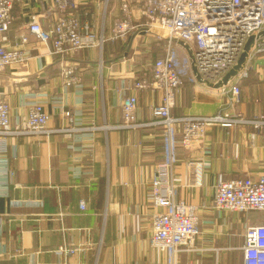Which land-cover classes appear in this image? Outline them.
Listing matches in <instances>:
<instances>
[{
  "label": "crops",
  "instance_id": "obj_1",
  "mask_svg": "<svg viewBox=\"0 0 264 264\" xmlns=\"http://www.w3.org/2000/svg\"><path fill=\"white\" fill-rule=\"evenodd\" d=\"M75 3V13L106 42L65 58L80 78L79 88L68 90L60 86L58 60L26 31L31 15L46 13L41 24L49 28L58 16L52 0H23L11 12L6 46L29 57L0 72V93L12 123L26 120L29 107L42 102L51 133L7 140L6 156L0 158V264H243L245 230L264 224V213L216 211L214 187L218 181L264 174V128L252 123L213 127L201 149L178 144L175 201L196 208L200 234L196 251L178 253L172 263L169 252L149 245L150 182L165 155L161 129L112 128L121 124V102L131 95L137 98V122L152 119L160 93L132 86L151 79L165 41L145 28L141 0L127 4L128 20L138 29L116 39H111L115 24L125 18L122 0ZM22 35L28 37L26 45H20ZM176 53L190 59L179 45ZM260 66L240 84L235 111L248 120L264 113V62ZM231 87L213 89L186 78L171 115L208 117L228 110ZM60 246L76 251L58 255Z\"/></svg>",
  "mask_w": 264,
  "mask_h": 264
},
{
  "label": "built area",
  "instance_id": "obj_2",
  "mask_svg": "<svg viewBox=\"0 0 264 264\" xmlns=\"http://www.w3.org/2000/svg\"><path fill=\"white\" fill-rule=\"evenodd\" d=\"M23 0H0V72L6 68L24 64L29 53L22 49L6 46V33L13 22L12 9ZM124 2L125 18L115 24L111 39L122 38L138 29L128 20L127 4ZM58 16L44 29L43 15H31L26 26L28 36L40 45L48 47L49 53L58 61L60 86L68 90L79 88L80 78L74 66L66 65L65 58L74 52L101 48L106 42L86 20L75 13V0H52ZM145 28L155 29L157 37L165 41V50L151 69L150 80L135 81L134 91L151 89L160 93L159 103L151 109V120L138 123L136 120L137 98L124 97L121 102L122 122L112 128L140 129L158 127L161 129L165 147L164 160L154 167L150 182L149 199L153 212L149 245L160 252H169L173 263L178 253L195 252L196 240L200 234L199 217L196 208L184 202L175 201L173 171L176 147L201 149L209 128H231L237 124L252 123L264 128V113L246 119L235 111L240 94L241 81L254 71L259 73L264 62V0H141ZM142 28V27H139ZM253 42L247 57L237 75L231 79L228 110L208 117H173L171 110L176 105V95L187 80L197 83L192 65L202 82L217 84L231 70L244 51L248 39ZM28 37L20 36V45H26ZM179 42L191 51V59H180L176 53ZM184 60V61H183ZM102 63H100V66ZM229 83V84H230ZM226 87H222L225 90ZM227 90V89H226ZM69 117V114H65ZM50 116L42 102L29 107L26 120L12 123L10 108L0 93V158L6 156L7 140L13 136L48 135ZM179 130L180 140L176 141ZM204 152H206L204 150ZM12 176L13 174L10 173ZM213 208L218 212L246 214L264 213V174L252 178H236L218 181L214 187ZM79 209L85 205L79 203ZM76 250L60 246L58 255L73 254ZM243 264H264V224L249 226L245 230L241 248Z\"/></svg>",
  "mask_w": 264,
  "mask_h": 264
},
{
  "label": "water",
  "instance_id": "obj_3",
  "mask_svg": "<svg viewBox=\"0 0 264 264\" xmlns=\"http://www.w3.org/2000/svg\"><path fill=\"white\" fill-rule=\"evenodd\" d=\"M252 42H253V37L249 38L247 43L245 44L244 51L241 54L239 60L237 61V64L231 70H229L217 84L205 83V85H207L208 87L213 88V89H220L222 87H227L228 84L230 83L231 79L234 78L237 75L238 71L242 68V66L245 62V59L247 57V52H248ZM178 45L183 47L187 51L189 58L191 59L192 54H191V51L188 48V46L185 45L183 42H179ZM257 64L262 65V61L257 62ZM192 73L195 75L196 80L198 82H202L200 77L196 74V69L193 65H192Z\"/></svg>",
  "mask_w": 264,
  "mask_h": 264
},
{
  "label": "rangeland",
  "instance_id": "obj_4",
  "mask_svg": "<svg viewBox=\"0 0 264 264\" xmlns=\"http://www.w3.org/2000/svg\"><path fill=\"white\" fill-rule=\"evenodd\" d=\"M250 74H252V75H256V72H253V71H252V73H250Z\"/></svg>",
  "mask_w": 264,
  "mask_h": 264
}]
</instances>
